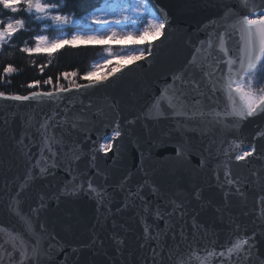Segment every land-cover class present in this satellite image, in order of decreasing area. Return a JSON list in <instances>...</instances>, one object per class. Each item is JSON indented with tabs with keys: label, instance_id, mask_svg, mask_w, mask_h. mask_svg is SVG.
<instances>
[{
	"label": "water",
	"instance_id": "1",
	"mask_svg": "<svg viewBox=\"0 0 264 264\" xmlns=\"http://www.w3.org/2000/svg\"><path fill=\"white\" fill-rule=\"evenodd\" d=\"M155 3L170 22L150 39V57L52 99L0 98V264H181L192 250L219 252L244 236L251 237V254L245 245L231 264H264V139L257 136L264 115L238 126L232 117L219 123L189 118L225 109L226 96L214 93L204 75L218 56L214 47L205 60L208 43L217 45L225 33L230 55H238L233 13L264 10V0H248L247 8L242 0ZM219 59L222 63V54ZM177 76L182 79L174 81ZM165 89L175 93L173 103L187 115H174L167 100L157 112L155 101ZM45 122L47 131L41 127ZM117 125L121 136L114 147L99 151ZM44 135L56 155L45 150L47 164L40 167L47 172L41 175L32 166L41 159ZM234 142H242L241 149L232 151ZM253 144L252 157L235 160ZM29 169L35 179L20 192ZM10 236L28 242L23 261ZM37 236L41 241L33 254ZM200 258L191 264H229L222 257Z\"/></svg>",
	"mask_w": 264,
	"mask_h": 264
},
{
	"label": "snow or ice",
	"instance_id": "2",
	"mask_svg": "<svg viewBox=\"0 0 264 264\" xmlns=\"http://www.w3.org/2000/svg\"><path fill=\"white\" fill-rule=\"evenodd\" d=\"M122 0H104V6L111 7L113 9L121 6ZM245 8L248 7V0H242ZM21 5L24 6V10L26 13L31 16L33 13L36 14V21L42 22L45 20H51L52 24L47 27L56 31L62 32L64 26L74 24L75 20L72 17L61 15L60 9L64 6L63 2L57 5L55 3L49 4L43 2V0H0V8L5 11L11 12L13 15L18 13L21 10ZM103 9H98V11H102ZM129 12V15H123L121 18L116 20H108L103 19L100 16L92 15L91 23L93 25L100 26L99 28L93 30L88 29V31H106L107 29H113L108 32V38L115 40L118 33L114 30L115 28H126L132 27L136 31L140 32V36L143 39H146L148 35H152L153 39H156L162 34V30L165 29V26L170 21L168 20V14L163 9H158L155 3V0H135L134 5L129 8L124 9ZM55 12L56 14H52ZM110 15H115V12H109ZM238 18L235 20L233 25L231 26L233 29V34H239V43H238V55H230V50L226 46L227 37L225 33H220L219 35V43L214 45L212 40L208 43V49L206 50L205 60L212 56V49L215 47L218 49V56L215 58L216 67L212 68V65L209 64L208 67L212 68V71H206L204 73L205 76L209 77L212 81V90L213 92L221 91L227 98V104L224 110L222 111H210L205 113L203 111H199L192 113V116L189 117L194 118L199 115L201 118L211 117L212 120L216 123L225 120L228 117L234 118L236 125H240L243 122L249 120V118H257L264 115V86L260 88H256V84L259 83L257 79V74L264 71V10L261 9H248L247 14L233 13ZM146 17H151V19H147ZM2 26H0V47L7 44L18 31L23 30L25 27V22L23 19H9L8 22L3 23L0 22ZM140 24H145V27L141 30ZM131 33L129 34V36ZM35 46L34 47H23L21 51L27 54H40L47 53L49 56L52 55L54 51L58 48L63 47L65 44H76L79 40L83 43L88 44H100L103 43V38L97 35H87L81 37L79 35H73L71 40H62L55 39L48 41L45 36L37 35L34 37ZM154 46L149 42L148 44V52L145 54L143 49H140L139 55L133 57L134 61H138L144 59L147 55L150 57L153 53ZM198 52L201 49H197ZM111 55V53H109ZM219 54H222L223 61L221 63L219 59ZM195 60V57H194ZM108 61H105L107 64ZM102 65L94 64L93 67H101ZM125 65H118L116 68H113L112 72H109L107 76H112L113 73L118 72L121 69H124ZM17 70L11 65L8 64L3 67L2 73H0V81L5 79L6 75H10L15 73ZM44 67H40V72L43 73ZM220 71L221 75L219 78L213 79L216 75V72ZM66 79L72 76H75L76 73H62L61 74ZM91 73H87L83 78L88 80L87 85H80L72 80L69 83L68 88H65L60 83V76H57L56 83L53 90L50 91H31L27 95H18L11 94L6 95L5 92L0 91V98L12 101H30V100H43L45 98L52 99L57 96L59 93H66L72 88L81 89L82 87H90L96 85L102 81H104L107 77L101 76L96 79H91ZM174 81L176 79H182V77H174ZM10 82V81H9ZM44 85H52L53 80L52 77H48L43 81ZM41 81L33 80L29 83L28 87L37 89L40 88ZM174 94L172 96L168 95V90L165 89L161 92V96L155 101V108L157 112L160 111V103L163 100H167L170 108L174 109V115H187L186 112L183 111L182 106L178 107L173 103ZM178 100L179 97H176ZM42 128L47 131V122L41 125ZM121 136V131L119 130V125L113 129L112 137L108 138L107 136L104 139L107 143H102L99 145V151L108 153L110 149L114 147L112 141L117 137ZM257 136L264 139V129H261L257 132ZM242 142L236 143L234 142L232 145V151H237L241 149ZM45 150L48 153H51L52 156L56 154L52 150L50 138L47 135H44L43 145L40 150L41 159H37L36 163L32 166L33 168L40 167L41 162L47 164V160L43 159ZM257 149L255 144H253L248 151H239L238 154L235 155L236 161H244L246 158L252 157L256 153ZM52 167H55V163L52 164ZM47 172L46 167H40V174L44 175ZM229 176L228 172H225V177ZM35 177L32 173V170L29 169L27 176L24 178L23 183L21 184L20 192L26 188L29 183L34 180ZM229 184H233L234 181L228 179ZM89 189L93 193H97V189L94 188L91 182L88 185ZM239 191V189H237ZM18 192V195L20 194ZM101 196V201L103 200V195L101 193H97ZM260 203L264 205V198L261 199ZM179 207V205H177ZM175 210V209H174ZM35 211V210H34ZM264 211V209H262ZM156 217L162 218V213L158 209L155 213ZM28 230L32 232L31 224H28ZM145 238H150V228L148 226L144 229ZM33 235H36L32 232ZM154 238V237H151ZM251 237L244 236L243 238H237L234 242H230V246L226 247L224 250L216 252L215 249H195L192 250L190 258L187 262L181 260V264H191L192 259L200 258L198 253L203 251L206 253V256L200 259H209L212 257H222L225 260L229 261L231 264V257L236 255L239 258V254L244 252L245 245H248V255L251 254L250 250L253 245L249 244V240ZM10 240L13 248L19 247L21 250L20 255L22 261L26 258V246L28 244L22 237L19 236H10ZM41 237L37 236L35 243L32 244V252L33 254L37 253L39 250ZM75 251V250H74Z\"/></svg>",
	"mask_w": 264,
	"mask_h": 264
},
{
	"label": "trees",
	"instance_id": "3",
	"mask_svg": "<svg viewBox=\"0 0 264 264\" xmlns=\"http://www.w3.org/2000/svg\"><path fill=\"white\" fill-rule=\"evenodd\" d=\"M45 3L49 4H61L63 2V7L60 9L61 15H68L75 20L74 24H70L64 27V31L70 33L73 28L85 27L80 23L81 18L92 11L94 8L98 7L104 2V0H43ZM5 10L0 8V18L6 16ZM7 14H12L8 13ZM13 15V14H12ZM15 15L23 16L25 22V27L23 30L18 31L14 34L13 38L5 45L0 47V73H2L3 67L11 64L17 71L13 74L6 75L5 79L0 81V91L5 92L6 95L18 94L27 95L31 91H50L54 89L56 78L60 76V83L67 88L72 80H75L77 84L88 82L83 77L89 72L92 63L97 59L104 57L106 55V49L111 47L116 53L121 51H132L138 47H143L144 52L148 51L149 41L143 43H137L134 41H127L123 44L113 43V44H78L71 45L65 44L63 47L58 48L56 51L49 56L47 53L40 54H27L21 51L23 47H29L31 45V38L39 32H44L50 38L53 37L56 31L50 28H42L41 24L45 21L37 22L36 19L28 22L27 19L30 16L26 13L23 7ZM51 22V20H46ZM123 65L118 64V60L111 58L108 60L109 70L113 68V65ZM44 67L43 73L40 72V67ZM75 72L76 75L65 78L62 73H72ZM48 77H52V85H44L43 81ZM257 79L259 83L255 86L260 88L264 86V71L257 74ZM33 80L41 81L40 88L36 87L29 88L28 85ZM10 81V82H9Z\"/></svg>",
	"mask_w": 264,
	"mask_h": 264
},
{
	"label": "rangeland",
	"instance_id": "4",
	"mask_svg": "<svg viewBox=\"0 0 264 264\" xmlns=\"http://www.w3.org/2000/svg\"><path fill=\"white\" fill-rule=\"evenodd\" d=\"M135 0H122L121 6L118 8H111V7H105L104 6V2L102 4H100L98 7L94 8L92 11L88 12L87 14H85L82 18L80 23H82L85 27L81 28V27H75L72 29V31L70 33H67V31H62L59 33H56L53 37H49L47 36L46 33L44 32H39L37 34H35L34 36H32L31 38V45L29 47H34L35 46V39L34 37L37 35H43L46 37V39L48 41L51 40H55V39H62V40H71L73 35H79L81 37L87 36V35H97L103 38V43L100 44H113V43H124V42H129V41H134L137 43H143L146 41H150V39L153 38L152 35H148L146 39H143L140 36V32L136 31L134 28L132 27H126V28H115L114 30L118 33L117 37L115 40L109 39L108 38V32L112 31L113 29H107L106 31H88V29H97L100 26L98 25H93L91 23V17L92 15H97L100 16L103 19H108V20H116L121 18L123 15H129L128 11H125L124 9L131 7L132 5H134ZM21 7L24 8L23 5H21ZM98 9H103L102 11H98ZM115 12V15H110L109 12ZM8 12V11H7ZM6 12V16L4 18H0V22L6 23L9 21V19H24L23 16L21 15H12V14H7ZM11 13V12H8ZM53 15L56 14L55 12L52 13ZM68 16V15H67ZM36 19V14L33 13L28 20V22H31V20ZM147 19H151V17H146ZM52 21L49 23L45 20V23H42L41 26L42 28H48V25H51ZM0 26H2V24H0ZM65 27V26H64ZM145 27V24H140V29L142 30ZM131 33V35L129 36V34ZM78 44H86L83 43L81 41H77L76 44L74 45H78ZM144 44V43H143ZM73 45V44H71ZM142 47H138L132 51H121L120 53H116L115 51H113V49H111V47L106 49V55L104 57L101 58H97L91 65V68L89 70L88 73H91V79H96L97 77H101L104 76L106 77L107 74L109 72H112L113 68H116L117 65H113V68L109 70L108 65L105 64V61L110 60L112 57L115 58L116 60H118V64H125L128 63L130 61L133 60V57L136 55H139L140 49H143V47H145L144 45H141ZM144 51V50H143ZM111 53V55L109 54ZM145 53V52H144ZM94 64H99L102 65L101 67H97L94 68L93 65ZM88 81V80H87ZM109 138V137H108ZM103 143H107L106 140H104Z\"/></svg>",
	"mask_w": 264,
	"mask_h": 264
}]
</instances>
